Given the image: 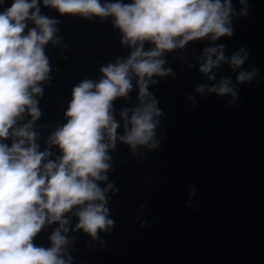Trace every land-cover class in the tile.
Segmentation results:
<instances>
[{"label":"water","instance_id":"95a60500","mask_svg":"<svg viewBox=\"0 0 264 264\" xmlns=\"http://www.w3.org/2000/svg\"><path fill=\"white\" fill-rule=\"evenodd\" d=\"M10 4L3 0L0 11ZM37 8L56 21L43 45L49 71L37 82L41 92L33 94L39 116L33 120L26 109L0 142L10 147L17 139L13 129L29 124L37 152L48 153L42 167L63 154L50 138L67 123L73 88L99 82L102 67L126 61L139 44L122 42L111 15L60 13L43 0ZM230 8L231 35L213 40L208 34L164 50L158 59L166 74L145 77L143 103L155 100L160 112L149 144L133 147L121 139L142 107L139 78L131 69V88L111 102L116 139L106 149V178L95 183L112 224L93 237L77 227L80 206L74 205L61 216L63 228L60 221L45 220L34 246L51 247L59 229L65 264H264V0H230ZM34 27L27 21L24 34ZM154 47L145 40L141 50ZM208 48L222 51L224 59L204 73ZM237 52L247 55L233 68L230 58ZM241 71L251 78L238 81ZM222 79L234 95L210 91ZM103 142L109 143L106 134Z\"/></svg>","mask_w":264,"mask_h":264},{"label":"clouds","instance_id":"9594fccd","mask_svg":"<svg viewBox=\"0 0 264 264\" xmlns=\"http://www.w3.org/2000/svg\"><path fill=\"white\" fill-rule=\"evenodd\" d=\"M43 3L60 13L111 15L123 33L122 42L139 46L126 61L102 67L104 75L99 82L85 80L73 88L67 123L50 138L63 153L58 163L49 161L41 167L48 153L37 152L29 124L13 129L11 135L17 139L10 147L0 142V264H65L59 253L66 240L59 229L50 237L52 246L48 249L34 246L32 238L46 219L60 221L63 228L67 221L61 216L74 205L80 206L77 227L93 237L97 229L111 225L104 192L95 181L106 178L101 175L109 167L106 149L113 146L118 127L110 113L111 102L131 88L130 69L139 78L142 107L134 110L128 122L131 127L121 139L135 147L149 144L154 136V117L160 112L155 100L144 104L143 98L148 95L145 77L168 71L161 68L164 63L158 59L161 53L208 34L213 40L231 35L230 0H223V4L221 0H132L130 4L116 0L103 5L100 0H43ZM30 9L34 10L30 13ZM29 20L36 27L24 34ZM55 23L39 15L37 0H11L10 6L0 11V140L9 136V129L26 109L33 120L39 116L33 94L41 92L37 82L44 80L49 71L43 45L52 39ZM145 40L155 47L142 51ZM213 53L217 54L216 60L211 58ZM205 55L207 61L200 69L204 73L224 59L217 48L205 49ZM246 55L233 54L230 58L233 68L242 65ZM251 75L241 71L237 80L246 81ZM197 91L202 92L203 88ZM210 91L234 95L226 79ZM105 134L108 144L103 142ZM150 146L155 147V143Z\"/></svg>","mask_w":264,"mask_h":264}]
</instances>
